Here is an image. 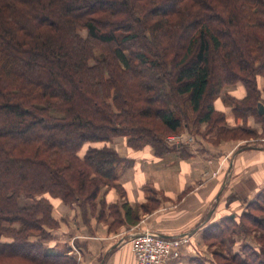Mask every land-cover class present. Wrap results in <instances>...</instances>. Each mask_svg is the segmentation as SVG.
<instances>
[{"label": "trees", "instance_id": "obj_1", "mask_svg": "<svg viewBox=\"0 0 264 264\" xmlns=\"http://www.w3.org/2000/svg\"><path fill=\"white\" fill-rule=\"evenodd\" d=\"M237 84L246 96L227 99L241 125L228 130L212 101ZM179 100L190 105L194 128L217 129L214 143L257 147L264 0H0V264H79L44 245L60 227L50 199L85 218L105 189L123 194L118 175L129 162L108 145L80 150L126 138L130 148L162 156L171 150L165 137L186 124ZM250 119L262 122L260 133ZM109 206L120 227L137 223L129 204L123 216ZM247 209L240 230L259 228L264 245V188ZM234 226L228 216L203 241L220 247L214 256L223 264H264L253 247L223 255Z\"/></svg>", "mask_w": 264, "mask_h": 264}, {"label": "crops", "instance_id": "obj_2", "mask_svg": "<svg viewBox=\"0 0 264 264\" xmlns=\"http://www.w3.org/2000/svg\"><path fill=\"white\" fill-rule=\"evenodd\" d=\"M237 90L241 94H237L236 98L242 99L246 93H243V88ZM232 95L235 96L234 93ZM259 105L264 107V104ZM216 108L225 114L226 120L228 114H232V108L224 104ZM229 124L238 127L241 121L236 119ZM253 126L260 128L259 124ZM190 136H194L192 144L186 140ZM174 141L177 144L170 145L171 150L162 156H158L150 146L134 150L128 146L125 138H115L108 143L129 164L118 175L117 182L124 193L109 190L104 198L107 203H117L122 216V205L129 204L137 217V223L122 225L117 233L104 232L105 236L94 234L90 237L93 240L84 235L82 239L89 240V244L94 240L98 244L75 248L78 251L75 257L77 262L136 264L130 244H118L127 242L126 239L143 230L156 232L166 238L182 235L190 237L191 244L184 246L180 258L169 264L213 262L212 250L203 243L204 232L228 216L241 214L244 206L264 188V137L259 139L257 147L246 149H240L246 141H221L216 145L200 135L190 134L179 140L176 137ZM192 147L198 148L196 154L192 153ZM208 160L212 163L208 164ZM207 170L217 172L216 176H204ZM248 183L250 187L247 188L245 185ZM235 190L240 194L235 193ZM233 193L237 201L228 204L227 197ZM66 245V251L60 252H73L74 246H70L68 241Z\"/></svg>", "mask_w": 264, "mask_h": 264}, {"label": "rangeland", "instance_id": "obj_3", "mask_svg": "<svg viewBox=\"0 0 264 264\" xmlns=\"http://www.w3.org/2000/svg\"><path fill=\"white\" fill-rule=\"evenodd\" d=\"M79 33H80L81 37H83V38H85L87 35L85 30H81ZM257 83H258V85H257L258 89L262 90L263 89L262 77H260V76L257 77ZM236 88L237 89L243 88V90H244L243 93L244 94L246 93L245 88L241 84H237V85H232V86H225L224 88H222L221 92L218 95L214 96L212 103H213V106H214L216 111H219V110H217L216 107H218L222 104H224L226 107L234 106L233 103L228 102L227 98L231 97L234 99H238V98H236V96H237V94L240 95L241 93L238 90L236 91ZM233 93L235 94V96L232 95ZM244 96H246V94ZM179 105L181 106L179 108V110L181 109V116H183V114H185V116L187 117V120H183V123H186V124H184L175 134H171V135H168L167 137H165V141L167 140L168 137H179L180 138V137H185V136L190 135V134L191 135L204 134L205 138H208L211 142L214 143V141L217 138V135L219 133L217 131V129H214L210 133L206 134L207 133L206 132L207 131L206 124H201L198 128H194V125L192 123L194 114H193V111L191 110L190 105L187 102L186 103L183 102L182 100H179ZM179 110H176L177 113ZM231 112H232V109H231ZM235 120L236 119L233 116V114L229 113L228 114V120H226V124L224 125V127L227 128L228 130L235 129L236 128L235 125L229 124L232 121L235 122ZM248 124L250 125L251 128H254L258 133L261 132L262 122H260L258 120L250 119ZM253 124H259L260 128L258 129V128H256V126L254 127ZM183 134H184V136H182ZM112 140H115V138H113ZM125 140L127 141L126 138H125ZM230 141H234V140H230ZM230 141H223V142H230ZM242 141L245 142V140H242ZM108 143H110V142L86 143L82 147V149L80 150L79 155L83 156L89 148H101L103 146L108 145ZM219 143H217V144L214 143V144L218 145ZM168 144H171V142H166V145H168ZM216 174H217V172H216ZM216 174L213 176L211 175L210 177H214V176H216ZM245 186H247V188H248V187H250V184L248 183ZM245 186H243V188ZM109 190H114L116 193H119V194L122 193L117 188L105 189L104 192L99 195V197L95 201V203H93L94 208H95L94 209L95 213L93 214V216L90 214V209H89L90 206H87L85 218L82 216V212H81V209L79 207L66 205L59 199H50V202H51V205L53 208V214L57 219L60 220V227L57 230L53 231V234H55L54 239L50 240V242H47V244H44V245L46 247L56 249L57 251H66V247H67L66 241H68L70 243V246H71V244H72V246H74L73 252L69 253L68 255L72 256L75 259V257L78 254V251L75 250V248H78V247L80 248L81 246L84 247V246H88V245H92V244L93 245L98 244V242H94L96 240L92 241L90 244L88 243L89 240H93V239H90V237H92V235L99 233L100 235L103 236V234H104V236H105V233L107 234V232H108V234L113 233V232L117 233L121 229L119 226V221L116 219V216L114 217L112 215L114 213V209H111L109 206L110 204H117V203H107L106 199L104 198L105 194ZM235 193L240 194V192L238 190H235ZM235 193H233L231 196L227 197L228 204H232L235 201H237V199H236L237 196L235 195ZM258 195H259V193H258ZM258 195L255 196V199L257 198ZM29 202L30 201L27 199H22L20 201V204L21 205L27 204ZM247 210L248 209H247V204H246V206H244V210L242 213L246 212ZM63 212H67V213H63ZM101 213L103 214V216L100 218ZM90 215L92 217H90ZM235 220H236V226H234V228H233L234 231L231 234L225 235V237L223 238V241H224V253H223V255L227 256V257L231 256V255L237 253V251L242 252V249L245 246H248L250 248L253 247L252 249L255 250V252L259 255V258L261 260H263L264 258H263L262 250L264 249V245L257 242L258 241L257 238L260 236L261 230L259 228L248 225L249 229L251 230V233L245 234L242 230H240V227H239V225H240L239 224L240 214L235 217ZM114 222H115V225H114ZM246 227H247V225H246ZM74 235H77V236H74ZM84 235H88L89 240L82 239V238H85ZM3 241H6V240L3 239ZM126 241L127 242L121 241L118 245H125L128 243V239H126ZM211 241H214V240H211ZM203 243L205 246L209 247V245L206 244L204 241H203ZM190 244H191V240H190V243L187 245H190ZM55 245H56V247H54ZM187 245H184V246H187ZM211 245L212 246L209 247L210 250H212V254H213V262L211 264H223L224 262L221 258L218 259L214 256L215 251L221 252L220 247L216 244H211ZM232 250H234L236 252L233 253ZM79 264H81L80 261H79Z\"/></svg>", "mask_w": 264, "mask_h": 264}, {"label": "built area", "instance_id": "obj_4", "mask_svg": "<svg viewBox=\"0 0 264 264\" xmlns=\"http://www.w3.org/2000/svg\"><path fill=\"white\" fill-rule=\"evenodd\" d=\"M176 137H168L166 142L177 144L174 141ZM179 140V137H177ZM182 138V137H180ZM189 144L194 142V136L186 138ZM192 153L196 154L198 148L192 147ZM212 161L208 160V164ZM216 172L207 170L204 176H213ZM128 243L130 244L131 251L136 260V264H169L171 261L180 258L184 245L190 243V237L187 235L170 237H163L156 232L150 230H143L136 232Z\"/></svg>", "mask_w": 264, "mask_h": 264}, {"label": "water", "instance_id": "obj_5", "mask_svg": "<svg viewBox=\"0 0 264 264\" xmlns=\"http://www.w3.org/2000/svg\"><path fill=\"white\" fill-rule=\"evenodd\" d=\"M259 113L260 114H263L264 113V107L262 105H259Z\"/></svg>", "mask_w": 264, "mask_h": 264}]
</instances>
